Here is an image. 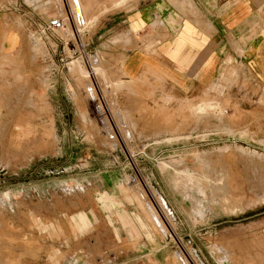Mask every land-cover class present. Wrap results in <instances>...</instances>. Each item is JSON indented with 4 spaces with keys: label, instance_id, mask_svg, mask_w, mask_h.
<instances>
[{
    "label": "rangeland",
    "instance_id": "1",
    "mask_svg": "<svg viewBox=\"0 0 264 264\" xmlns=\"http://www.w3.org/2000/svg\"><path fill=\"white\" fill-rule=\"evenodd\" d=\"M26 1H0L28 29L0 54V264H264V77L227 54L198 96L125 79L104 17L134 0L75 1L78 39Z\"/></svg>",
    "mask_w": 264,
    "mask_h": 264
},
{
    "label": "crops",
    "instance_id": "2",
    "mask_svg": "<svg viewBox=\"0 0 264 264\" xmlns=\"http://www.w3.org/2000/svg\"><path fill=\"white\" fill-rule=\"evenodd\" d=\"M131 5L104 17L116 36L130 39V46L111 51L125 79L156 75L178 95L198 96L215 80L227 54L264 77V9L259 10L264 0H134ZM20 9L16 16V9L0 7V54L25 58L27 17ZM154 30L161 37L150 45ZM79 221L80 229L86 226L84 213Z\"/></svg>",
    "mask_w": 264,
    "mask_h": 264
},
{
    "label": "built area",
    "instance_id": "3",
    "mask_svg": "<svg viewBox=\"0 0 264 264\" xmlns=\"http://www.w3.org/2000/svg\"><path fill=\"white\" fill-rule=\"evenodd\" d=\"M24 3H29L26 0H23ZM47 2V5L52 6L53 14L47 18V20L43 21V24L40 25V34L50 33V34H58V32H69L67 31L71 29V32L74 36L79 38V31L80 28L79 24L84 22V18L81 16V20L79 19L78 15L79 12L76 10V3L77 0H43ZM72 2V4H71ZM31 4V3H29ZM33 5V4H31ZM34 6V5H33ZM81 14V13H80ZM83 21V22H81ZM83 23L82 26H84ZM80 25V26H81ZM78 28V29H77ZM57 44V43H56ZM71 47H75V45H70ZM69 46V48H71ZM57 47V45L55 46ZM56 49V48H55Z\"/></svg>",
    "mask_w": 264,
    "mask_h": 264
},
{
    "label": "bare ground",
    "instance_id": "4",
    "mask_svg": "<svg viewBox=\"0 0 264 264\" xmlns=\"http://www.w3.org/2000/svg\"><path fill=\"white\" fill-rule=\"evenodd\" d=\"M35 2H36V4H44V3H46L47 4V2L46 1H43V0H34ZM76 10H77V8H76ZM78 12H79V10H77ZM78 17H79V15H78ZM80 25V24H79ZM80 27V26H79ZM78 29V28H77ZM161 197V196H160ZM160 199V198H159ZM162 202H161V204L164 206V207H166V209H168V205L165 203L166 201H164V199L163 198H161L160 199ZM163 207V208H164ZM150 211L152 212L153 211V215L152 216H154V220H156L161 226H162V224H161V221L159 220V218L157 217V215L155 214V211L154 210H152V209H150ZM155 221V222H156Z\"/></svg>",
    "mask_w": 264,
    "mask_h": 264
}]
</instances>
